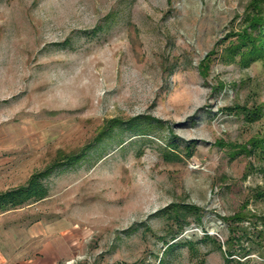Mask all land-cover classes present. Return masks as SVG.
Here are the masks:
<instances>
[{
  "label": "rangeland",
  "instance_id": "rangeland-1",
  "mask_svg": "<svg viewBox=\"0 0 264 264\" xmlns=\"http://www.w3.org/2000/svg\"><path fill=\"white\" fill-rule=\"evenodd\" d=\"M257 9L264 19V0H0V194L37 177L47 191L0 213V251L264 264V60L230 57ZM139 118L150 131L127 130ZM172 205L201 211L174 240Z\"/></svg>",
  "mask_w": 264,
  "mask_h": 264
},
{
  "label": "trees",
  "instance_id": "trees-1",
  "mask_svg": "<svg viewBox=\"0 0 264 264\" xmlns=\"http://www.w3.org/2000/svg\"><path fill=\"white\" fill-rule=\"evenodd\" d=\"M257 14L254 15L253 19L251 18L249 21L248 28L244 30V33L241 35H238V39L236 43H232L231 46V52L230 57L234 58L235 56H240L242 58L243 63H251L258 60H264V19L260 17V9H257ZM244 58V59H243ZM212 61L209 59L206 64L203 66L202 70L207 73L209 70L210 63ZM225 111L232 113L233 110L227 108ZM262 114V109L259 108L258 112L250 114L251 117L248 116V119L253 120L255 117ZM254 116V117H253ZM139 119H136L133 121L129 127L130 130L133 129L135 131L147 132L150 131L152 126L150 120L144 119L145 123L138 122ZM137 122V123H136ZM121 123H111L110 126H108L106 129L102 130L99 134V138L97 143H100L102 139L106 136H108L112 130V128L115 126H120ZM113 126V127H112ZM139 132V133H140ZM256 146H259V148H262V143L255 142ZM188 149V148H187ZM244 152L247 150L245 148ZM189 150V149H188ZM191 151V149H190ZM190 154V153H189ZM84 154L81 158H75L70 161V163H77L80 162L83 159ZM171 157L179 158L178 155H169ZM48 173H46L44 176H47ZM39 177L34 179L30 184L29 188L22 191H13L8 193L0 194V213H5L11 210H14L20 206L25 205L26 203H29L31 201L41 200L46 196V187L41 183V179L38 180ZM42 178V177H41ZM165 214H167L169 222L173 223L177 227V231L173 233L172 239H176L179 235L183 233V231L191 225V222L189 221L190 217L195 218V220L198 223H201V211L194 207L189 205H172L170 207H167L164 211ZM237 222H240V218H237ZM242 220V219H241ZM230 228L231 237L230 241L232 242H239L241 238L245 235H242V237H236V233L238 230H241V232H246L245 229H239L237 227ZM235 236V237H234ZM208 237V236H207ZM209 238V237H208ZM175 246L171 245L168 247V249H173ZM221 248V247H220Z\"/></svg>",
  "mask_w": 264,
  "mask_h": 264
},
{
  "label": "crops",
  "instance_id": "crops-1",
  "mask_svg": "<svg viewBox=\"0 0 264 264\" xmlns=\"http://www.w3.org/2000/svg\"><path fill=\"white\" fill-rule=\"evenodd\" d=\"M48 248L44 247L43 253H41V254L44 255V252L46 250H48ZM0 250H2L1 247H0ZM49 254L50 253L48 251V253H46V255L49 256ZM11 255H12V253H11ZM41 260H43V261L37 262V261H34L33 259L26 258V259H22V261L21 260L19 261V259L14 257V256L9 257V258L6 257V254H4V253H2V251H0V264H55V262L57 261V259L54 257H51V259L50 258H48V259L42 258ZM58 261H59V259H58Z\"/></svg>",
  "mask_w": 264,
  "mask_h": 264
}]
</instances>
